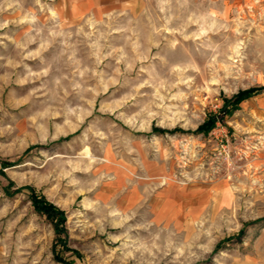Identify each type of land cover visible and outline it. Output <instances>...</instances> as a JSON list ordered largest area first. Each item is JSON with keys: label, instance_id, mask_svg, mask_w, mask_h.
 <instances>
[{"label": "rangeland", "instance_id": "obj_1", "mask_svg": "<svg viewBox=\"0 0 264 264\" xmlns=\"http://www.w3.org/2000/svg\"><path fill=\"white\" fill-rule=\"evenodd\" d=\"M0 264H264V0H0Z\"/></svg>", "mask_w": 264, "mask_h": 264}, {"label": "trees", "instance_id": "obj_2", "mask_svg": "<svg viewBox=\"0 0 264 264\" xmlns=\"http://www.w3.org/2000/svg\"><path fill=\"white\" fill-rule=\"evenodd\" d=\"M258 89L257 88H251V89H247V90H243L241 92H239L238 94L235 95V99L238 102L243 101L245 98H247L248 96L252 95L253 93H255ZM217 123V120L215 119H208L204 122V124H202L197 131L198 132H204V133H208L209 131H211V129L214 128V125ZM33 203L35 204L36 208H38V210H40L43 213L46 214H57L55 216H57L59 219L63 216V211L54 208L52 205H48L45 203L44 200H41L40 198H38L37 196H33ZM62 220V218H61ZM57 231L60 232V228L57 227L56 228Z\"/></svg>", "mask_w": 264, "mask_h": 264}]
</instances>
